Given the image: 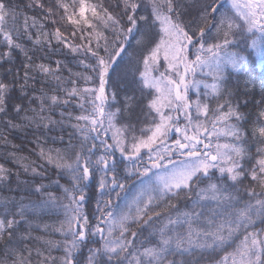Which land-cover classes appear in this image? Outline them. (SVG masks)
Wrapping results in <instances>:
<instances>
[{"label":"snow or ice","instance_id":"1","mask_svg":"<svg viewBox=\"0 0 264 264\" xmlns=\"http://www.w3.org/2000/svg\"><path fill=\"white\" fill-rule=\"evenodd\" d=\"M46 3L31 0L26 7L45 11V19L58 15L71 27L72 37L80 31L84 43H69L60 27L46 31L36 16L29 23L13 0H0V144L7 147L11 132L32 130L39 160L69 176L70 187L61 186L59 195L42 183L29 186L46 197L41 207L64 209L63 221L52 229L62 239L32 235L36 228L48 233L49 225H34L31 193L20 199L0 197V264H176L170 256L191 254L193 249L209 250L207 264H264V107L254 121L241 112L226 76L228 69L243 72L249 62L250 53L236 47L238 39L250 41L247 47L253 51L264 52V0H230V8H225V0H116L108 6L91 0ZM141 10L147 14H140ZM130 39L140 45L133 68L137 87L117 107L118 93L108 90L111 73ZM25 40L34 50L51 48L54 40L73 54L82 53L79 64L89 74L74 72L59 60L35 63ZM16 50L27 62L20 69L5 68ZM259 103L264 105V98ZM72 106L80 109L79 114L68 111ZM137 109L135 121L117 120L123 112ZM57 111L59 118H54ZM248 122L259 144L254 156L245 142ZM56 128L66 133L67 144L63 149L46 148L47 141L41 143V137ZM56 139L63 141L64 135ZM12 148L0 156L5 161L0 163V184L8 183L12 175L6 167L9 161L34 178L45 176L44 164L18 157V146ZM101 149L103 154L93 160ZM116 151L142 166L125 169L122 180L116 170ZM95 172L103 173L99 191L110 192L103 206L97 202L99 215L93 214L97 221L93 223L83 207L84 185ZM133 177L132 186L138 182L139 190L126 204L127 210L120 211L113 205L111 191L119 189L115 197L120 200ZM205 180L207 187L197 190ZM245 181L249 186L242 196L239 186ZM181 193L188 199L194 193L193 205L216 201L219 211L169 217L158 229V240L137 248L142 232L132 231L131 226L161 219L160 202ZM89 244L96 246L82 255ZM54 251L60 254L53 255Z\"/></svg>","mask_w":264,"mask_h":264},{"label":"trees","instance_id":"2","mask_svg":"<svg viewBox=\"0 0 264 264\" xmlns=\"http://www.w3.org/2000/svg\"><path fill=\"white\" fill-rule=\"evenodd\" d=\"M51 2L52 0H47V3ZM115 2L116 0H91V3L102 4L104 6L114 5ZM189 2H191V0H189ZM13 3L19 5V12L23 13L29 18V23L32 22L31 17L36 16L38 18V22L44 23L46 31L51 32L54 31L56 27H60L61 31L64 32L65 36L68 37L69 43H84V41H81L79 39L81 35L80 31L77 30L76 37H72L70 35L72 31L71 27L66 23L61 22L58 15L52 18L45 19V11L38 8L26 7L29 3H31V0H13ZM230 7V0H225V8ZM140 14L146 15L147 11L141 10ZM52 19H55L57 23L53 24ZM19 23H22V20L19 21ZM8 26H12V22L10 20L8 21ZM83 34L87 35V31H85ZM107 35L111 39V33H107ZM138 38L139 37H137V39ZM24 43L26 49L28 50V54L33 56V60L35 63H40L43 61L45 63L51 62L54 64L56 60H59L62 62V64H66L68 65V67L72 68L74 72H81L85 75L89 74V70L79 64V60L84 58L82 53L73 54L68 48L63 47V45L57 44L54 40L51 48H44L40 50H34L33 45L27 40H25ZM248 43H250V41H246L245 39H238L236 44V47L238 49H244L246 54L250 53L249 62L246 69L240 73L232 72L230 69H228L226 72V76L228 87L233 92L237 93V96L234 97V101L240 104V111L245 113L247 116L251 117V119L254 121L257 112L260 110L261 107H264V105H261L259 103L262 98H264V58L261 61L258 58L256 51H253L252 49L247 47ZM139 55L140 45L137 44V41L135 39H130L126 45V52L123 53L121 58L118 59V67L116 68V71L111 73L110 86L108 90L109 93L113 91L118 93L116 101L117 107H119L120 104L124 102L125 97L131 95L133 93V90L137 87V85L133 83L135 75L133 68L139 58ZM26 62L27 61L25 59L24 54L19 50H16L12 56L11 65H5L4 67L7 68L9 66H15L16 68L20 69L22 68V65ZM2 75L3 69H0V76ZM33 75H36L38 80L42 79V77L38 73H33ZM64 75H68L66 70L64 72ZM8 78L11 79V77ZM246 82H250L248 83L247 87H245ZM82 83L83 82L81 81V84ZM16 95H18V92L16 93ZM245 101H247L246 104ZM212 103L214 106L216 101H213ZM112 110H114V108ZM68 111H72L76 114H79L80 109L76 108L75 106H72L68 109ZM138 114V109L136 110V112L133 113L125 111L121 114V116L117 117V120L119 121L123 119L124 121H127L131 119L135 121ZM54 118H59V111L54 113ZM245 127L248 129V135L246 136L245 140L246 146L248 148L249 153L254 156L256 154V148L259 146V144L251 135L252 123H246ZM68 131H71V129H68ZM58 135H64V140L60 141L59 139H56ZM8 139L10 143L7 145V147H5L3 144H0V156H4L6 152L13 151V144L17 145L18 148L15 149V151L17 152V156H25L28 158V161H36L37 164H44L43 171L45 172V176L42 178H34L31 172L25 173L19 164L9 161L6 163V167L11 170L12 175L8 183L0 184V197L13 196L16 199H20L21 197H24L26 193H31L29 199L31 201V204L34 206V225H49L48 233H44L41 231V229L36 228L33 231L32 235H43L46 239L53 240L62 239L60 234L52 231V229L59 227L60 223L63 221L64 209L58 206L41 207V203L43 200L46 199V197L41 196V194L39 193H34L33 188L29 186H34L37 183H42L47 186L49 191H53L57 193V195H59L62 191L61 186L70 187L69 176L64 172L55 169L53 166L47 165L46 163H44V161L39 160L36 155V151H34L36 150V144L33 143L34 136L32 130H20L11 132L8 136ZM107 139L109 140V142H111L110 138L107 137ZM45 140L47 141V143L44 145L46 148L50 147L63 149L67 144L68 136L66 135V133L61 132L59 128H56L52 132L45 133L41 137V143H43ZM76 142V140L73 141V143ZM96 143L99 144L100 141H96ZM102 154L103 150L97 151L93 155V160L97 159ZM118 156L120 157L121 155H117V152H115L114 159L118 168L117 173L118 176L123 180L127 176V172L125 171V169H133V167H131V165L129 163H126L124 160H121V158L120 160L122 162L119 161L117 159ZM28 161H23V163H27ZM250 162L251 161L249 160V163ZM0 163H5V161L0 159ZM100 175V172H95L92 179L84 185L87 199L84 201L83 211L90 217L93 223L97 222L93 214L95 213L96 216L99 215V213L96 212L97 202L99 201L101 206H103V202L109 199V195L106 194L110 192L109 189H105V193H101L98 189V181ZM56 181H59V183H56ZM207 182L209 181L205 180L201 182L197 186V190L204 186ZM127 183L129 185L132 184L131 178L127 180ZM18 184L20 185V187H17ZM247 186H249V181H245L244 185L239 186L240 193L242 196L243 188ZM229 191H231V189H229ZM257 191H259L258 188ZM190 195L192 197L191 199H188L185 193H181L180 197H173L167 202L161 201L160 207L157 209L163 214L161 219L154 220L148 225H132V231L142 232V234L136 241V247L142 249L143 246H150L151 243H154L156 240H158V229L166 223L169 217H176L178 213H182L184 211H197L198 209H200V206L193 205V201L196 199L195 194L192 193ZM111 199L113 201L114 207L119 210L120 204L118 203L115 197V193H111ZM244 199H247V197H244ZM169 204H176L177 207L170 208L168 206ZM145 219H147V217ZM257 226H259V221H257ZM115 234L118 235V231ZM93 239L98 240L99 237H94ZM89 246L96 245L89 244L88 246H85L82 249V255H87ZM2 248L3 245L0 244V249ZM59 254V252H53V255ZM220 255H222V253ZM209 256V250H196L193 251L191 254L186 253L185 255L177 254L175 256H170L169 259H173L174 261H176V264H184V261H189L190 264H197V261H200V264H207ZM211 256L218 258V254L216 253H211Z\"/></svg>","mask_w":264,"mask_h":264},{"label":"rangeland","instance_id":"3","mask_svg":"<svg viewBox=\"0 0 264 264\" xmlns=\"http://www.w3.org/2000/svg\"><path fill=\"white\" fill-rule=\"evenodd\" d=\"M255 51L257 53L258 58L262 61L263 58H264V52H261V50H259V49L255 50ZM193 98H195L194 95H193ZM108 138H110V134H109ZM173 138H175V134H173ZM101 139H105V137L102 136ZM97 141H99V140H97ZM116 152H117V155L118 154L120 155V153L118 151H116ZM120 158H121V160H124L126 163H129L131 165V167H133V168L142 166L139 161H129V160H126L123 156H120V157L118 156L117 157V159L119 161H121ZM174 159H182V158L174 157ZM116 170L118 171L117 164H116ZM101 175H103V173H101ZM217 175H218V173H217ZM122 176H124V175H122ZM133 179H134V177L131 178V180H133ZM208 183L209 182H207L201 188L207 187ZM138 190H139V184L137 182L136 186H132V184H130L129 185V189H128V191L126 193H121V199L117 200L118 203L120 204V209H119L120 211H126L127 210L126 209V204H130L132 202V199H133V197L135 196V194H136V192ZM115 191H119V189H115L114 191H111V193L113 194V193H115ZM198 206H200V209H198L197 211H184V212H202L206 216V215L210 214V212L213 211V210L219 211V209L217 207V202L213 201L211 199L200 201ZM172 218L175 219L176 217H172ZM166 223H167V221H166ZM102 226L106 227V225H102ZM180 230L183 231L182 228ZM169 234H171V233H169ZM196 250L207 251L206 249H193L192 252L196 251Z\"/></svg>","mask_w":264,"mask_h":264}]
</instances>
